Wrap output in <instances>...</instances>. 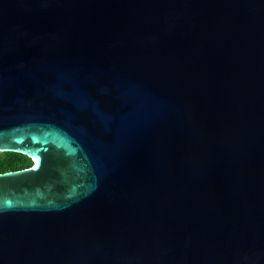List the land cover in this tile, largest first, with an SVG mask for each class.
Here are the masks:
<instances>
[{"label":"water","instance_id":"1","mask_svg":"<svg viewBox=\"0 0 264 264\" xmlns=\"http://www.w3.org/2000/svg\"><path fill=\"white\" fill-rule=\"evenodd\" d=\"M0 264H264V0H0Z\"/></svg>","mask_w":264,"mask_h":264},{"label":"trees","instance_id":"2","mask_svg":"<svg viewBox=\"0 0 264 264\" xmlns=\"http://www.w3.org/2000/svg\"><path fill=\"white\" fill-rule=\"evenodd\" d=\"M32 163V159L22 152L0 151V173L24 169Z\"/></svg>","mask_w":264,"mask_h":264}]
</instances>
